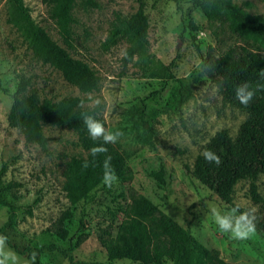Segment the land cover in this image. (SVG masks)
<instances>
[{
  "label": "rangeland",
  "instance_id": "1",
  "mask_svg": "<svg viewBox=\"0 0 264 264\" xmlns=\"http://www.w3.org/2000/svg\"><path fill=\"white\" fill-rule=\"evenodd\" d=\"M94 1L97 7L77 3L74 48L68 49L50 18L46 0H24L35 23L98 75V89L84 94L33 56L13 1L0 0V79L9 91L0 89V173L3 184L14 185L8 196L20 207L13 227L7 229L9 237L20 246L53 244L71 249L74 263L58 251L43 250L41 264H142L109 260L100 238L110 236L115 243L125 235L121 209L131 202L132 195H143L191 230L206 247L219 251L228 264H264V176L257 181L263 203L253 201L249 181H240L233 200L238 208L230 209L187 170L217 132L225 129L236 137L247 118L246 112L222 103L216 84L203 71V55L210 48L222 54L229 50L242 53L257 46L232 33L225 22L208 20L197 6L202 0H142L150 21L149 53L159 63H175L174 79L151 78L135 62L123 64L127 40L109 50L103 47L117 17L134 14L140 0ZM232 1L251 15L264 17V0ZM22 78L31 79L29 91L41 99H83L84 108L96 110L105 120L106 133L122 132L112 143L126 158L133 180H118L111 187L106 184L87 201L71 204L64 184L72 175V159L86 156V152L78 135L66 127L44 126L48 150L43 151L38 145L27 144L21 132L9 125L11 95ZM37 198L40 202L30 215L27 209ZM232 210L233 229L247 230L245 215L254 226L244 239L233 238L231 230L224 231L216 222L214 213L224 216ZM66 211L73 216L64 223L67 238L63 239L55 233L54 225ZM9 214L8 208L0 207V237ZM0 261L31 263L4 241ZM164 264L173 263L167 260Z\"/></svg>",
  "mask_w": 264,
  "mask_h": 264
},
{
  "label": "trees",
  "instance_id": "2",
  "mask_svg": "<svg viewBox=\"0 0 264 264\" xmlns=\"http://www.w3.org/2000/svg\"><path fill=\"white\" fill-rule=\"evenodd\" d=\"M12 1L18 21L28 33L33 56L60 72L64 80L81 93L96 91L100 80L96 72L81 59L74 58L67 48H74L72 27L77 3L82 2L85 7H97V3L94 0H46L50 18L54 21L62 42L67 46L64 48L43 27L35 23L24 0ZM197 6L208 20L225 22L232 33L257 48L244 49L242 53L229 50L222 54H216L210 48L203 55V71L216 84L222 103L246 112L247 118L236 137H232L225 129L217 132L197 156L193 167L187 170L230 209L238 208L233 200L235 186L240 181H249L253 201L263 203L258 193L257 181L260 176H264V54L259 51H264V17L251 15L232 0H202L197 2ZM149 28L145 3L140 0V6L134 14L126 18L117 17L103 47L109 50L125 39L128 42L122 58L125 66L135 62L139 70L151 78L174 79L175 63H159L149 53ZM194 30L197 31V28L194 27ZM245 82L255 89V95L247 105L240 103L235 96L237 86ZM30 86L31 79L22 78L11 95L9 125L21 132L27 144L38 145L43 151L48 150L45 125L66 127L78 135L86 156L75 157L70 164L72 175L66 180L64 191L71 204L87 201L94 191L107 184L104 180L106 157H111V167L118 180L123 183L133 180V171L124 155L112 142H105L103 136L93 139L84 125L83 115L87 113L94 115L104 128L105 120L96 110L84 108V101L79 97L59 101L41 99L39 95L29 91ZM0 89L9 93L3 87L1 79ZM94 148L97 149L95 154L92 151ZM206 149L219 157V164L205 159L203 152ZM1 174L0 207H6L10 211L1 230L3 241L17 254L27 256L30 264H41L40 255L43 250L58 251L74 263L70 255L71 249L62 250L53 244L33 248L29 245L20 246L11 240L7 229L13 227L20 207L8 196L14 185L3 184ZM155 176L157 177L156 174ZM39 202V198L33 201L27 209L28 214L32 215L33 208ZM121 212L124 215L122 227L126 234L120 235L115 243L110 236L100 238L108 251L109 260L128 259L142 264H164L167 260L173 264H228L219 251L206 247L191 230L182 227L143 195H132L131 202ZM72 216L70 211H66L55 223L54 231L59 237L67 238L64 223Z\"/></svg>",
  "mask_w": 264,
  "mask_h": 264
},
{
  "label": "clouds",
  "instance_id": "3",
  "mask_svg": "<svg viewBox=\"0 0 264 264\" xmlns=\"http://www.w3.org/2000/svg\"><path fill=\"white\" fill-rule=\"evenodd\" d=\"M254 95H255V89L248 82H245L244 84L237 86L236 91H235L236 99L239 100L240 103L245 104V105H247L252 100ZM99 102H100L99 100L95 101V103L97 104H99ZM83 122H84V125L87 127L90 136L93 139L99 136H103V139L105 142L115 143L117 139L123 134L120 131L106 133L100 121H98L94 117V115H91V114L85 113L83 115ZM100 150L107 151V149H100ZM92 151H93V154H95L97 149L94 148L92 149ZM203 155L205 159L209 162H215L217 164H219L220 162L219 157L215 153H213L211 150L206 149L203 152ZM110 161H111V157H106L104 161V168H105L104 180L109 187H111L113 183L118 182V179H119L118 176L115 174V171L112 169ZM234 212L235 210H232V212L224 216L219 215V213H214L216 215V222L218 223L219 227L223 229L224 231L231 230V234L233 238L244 239L247 237V235L251 231L254 230V226H252L251 220L247 219V216L245 215L242 218L245 219L247 222V225H248L247 230L241 231L238 228L233 229L231 225V220L234 215ZM3 240L4 238L0 237V244L3 243ZM0 264H3V262L0 261Z\"/></svg>",
  "mask_w": 264,
  "mask_h": 264
}]
</instances>
